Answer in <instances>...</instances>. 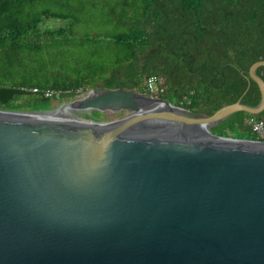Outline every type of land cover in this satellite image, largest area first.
Instances as JSON below:
<instances>
[{"label":"water","instance_id":"1","mask_svg":"<svg viewBox=\"0 0 264 264\" xmlns=\"http://www.w3.org/2000/svg\"><path fill=\"white\" fill-rule=\"evenodd\" d=\"M263 65L257 105L211 115L123 86L50 118L0 109V264H264V141L211 131L264 110Z\"/></svg>","mask_w":264,"mask_h":264},{"label":"trees","instance_id":"2","mask_svg":"<svg viewBox=\"0 0 264 264\" xmlns=\"http://www.w3.org/2000/svg\"><path fill=\"white\" fill-rule=\"evenodd\" d=\"M52 18L65 24L44 27ZM260 59L264 0H0V86L11 82L39 100L47 90L46 100L120 86L145 92L146 79L159 75L161 97L211 115L240 98L260 102L250 76ZM257 72L264 79V65ZM23 97L0 108L35 109ZM248 115L236 112L211 131L258 139ZM255 116L264 120V110Z\"/></svg>","mask_w":264,"mask_h":264},{"label":"rangeland","instance_id":"3","mask_svg":"<svg viewBox=\"0 0 264 264\" xmlns=\"http://www.w3.org/2000/svg\"><path fill=\"white\" fill-rule=\"evenodd\" d=\"M65 24V22L61 19H55V18H52V19H49V20H46L43 22V26L44 27H47V28H57L61 25ZM81 34V33H80ZM14 82V81H13ZM0 87H16L14 86L13 83L11 82H8L7 84H4ZM18 88V87H17ZM29 90V89H28ZM91 91V90H88L87 92H85V95H87V93ZM81 95L77 96V97H74L72 99H66V100H60V99H49V100H39V97L38 95L36 94H27L25 95L24 98H27L31 101H36L34 104H35V109L33 110H48V109H52V108H55V107H58V106H61L62 104L64 103H67L71 100H74L75 98H79ZM11 102H14L15 101V98L10 100ZM22 101V100H21ZM6 107V106H4ZM0 108V109H6V108ZM11 110V109H9ZM19 110V109H17ZM21 110H32V109H29V108H24V109H21ZM105 116L110 119L111 121H114V122H121V121H126L130 118L133 117L134 114H131L129 113L128 111L126 110H118V111H112V110H106V111H103Z\"/></svg>","mask_w":264,"mask_h":264},{"label":"built area","instance_id":"4","mask_svg":"<svg viewBox=\"0 0 264 264\" xmlns=\"http://www.w3.org/2000/svg\"><path fill=\"white\" fill-rule=\"evenodd\" d=\"M145 83L147 87V92H150L155 96H160V94L164 91V87H163L164 79L162 76L150 75L146 79ZM34 90L37 91V88H35ZM43 94L45 97H50L52 96L53 92L47 90ZM57 94L59 95L60 92H58ZM80 95H81L80 97H83L85 93L83 92ZM246 122L252 127V130L258 136V139L264 141V120L258 118L254 114H249L246 117Z\"/></svg>","mask_w":264,"mask_h":264},{"label":"bare ground","instance_id":"5","mask_svg":"<svg viewBox=\"0 0 264 264\" xmlns=\"http://www.w3.org/2000/svg\"><path fill=\"white\" fill-rule=\"evenodd\" d=\"M76 109L72 105L68 103H64L61 106L48 109V110H40V111H34V112H12L13 115H19V116H28V117H39V118H45V117H55L59 116L65 113H68L72 110Z\"/></svg>","mask_w":264,"mask_h":264}]
</instances>
